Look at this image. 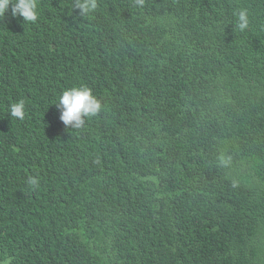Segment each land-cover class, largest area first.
Wrapping results in <instances>:
<instances>
[{"label":"trees","instance_id":"obj_1","mask_svg":"<svg viewBox=\"0 0 264 264\" xmlns=\"http://www.w3.org/2000/svg\"><path fill=\"white\" fill-rule=\"evenodd\" d=\"M38 5L0 17V264H264V0Z\"/></svg>","mask_w":264,"mask_h":264},{"label":"clouds","instance_id":"obj_2","mask_svg":"<svg viewBox=\"0 0 264 264\" xmlns=\"http://www.w3.org/2000/svg\"><path fill=\"white\" fill-rule=\"evenodd\" d=\"M142 3V0H137ZM11 7L13 17H22L23 21L35 22L39 15L38 0H0V17H3ZM78 7L85 14L96 8V0H78ZM239 27L241 30L248 26L246 10H241ZM57 108L60 110V120L67 126L79 127L84 121L83 117L97 114L101 108L100 102L91 94L86 87L71 88L64 90L59 96ZM10 115L23 119L25 115V102L20 100L10 106ZM223 162V161H222ZM28 183L32 187H38V179L30 177Z\"/></svg>","mask_w":264,"mask_h":264}]
</instances>
